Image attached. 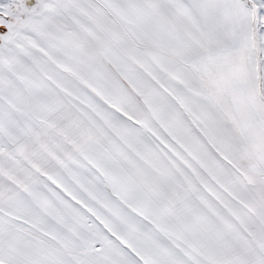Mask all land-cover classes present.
<instances>
[{
    "label": "snow or ice",
    "instance_id": "snow-or-ice-1",
    "mask_svg": "<svg viewBox=\"0 0 264 264\" xmlns=\"http://www.w3.org/2000/svg\"><path fill=\"white\" fill-rule=\"evenodd\" d=\"M0 264H264V0H0Z\"/></svg>",
    "mask_w": 264,
    "mask_h": 264
}]
</instances>
